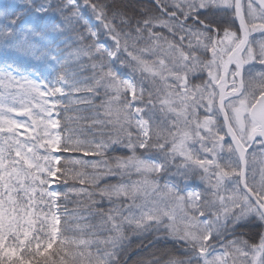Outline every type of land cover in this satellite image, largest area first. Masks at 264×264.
Returning <instances> with one entry per match:
<instances>
[{"label": "snow or ice", "instance_id": "snow-or-ice-1", "mask_svg": "<svg viewBox=\"0 0 264 264\" xmlns=\"http://www.w3.org/2000/svg\"><path fill=\"white\" fill-rule=\"evenodd\" d=\"M145 249L264 264V0H0V264Z\"/></svg>", "mask_w": 264, "mask_h": 264}, {"label": "trees", "instance_id": "trees-1", "mask_svg": "<svg viewBox=\"0 0 264 264\" xmlns=\"http://www.w3.org/2000/svg\"><path fill=\"white\" fill-rule=\"evenodd\" d=\"M5 2H6V0H5ZM64 115L67 116V117H71V116L75 115V113L74 112H68V113H66ZM81 139H82V137H81ZM55 184H57V186H58L57 189H59V190H63L64 187H65L64 185H62L59 182V178H57V183H55ZM74 206L75 205L73 203H71V202H68V204H67V208H68L69 211H71L74 208ZM69 236H71V233H69ZM134 243H135V241H134ZM164 246L165 245L163 244V242L157 245V247H161V248L164 247ZM168 247H171V244H169ZM146 251H147V249H145L144 251L139 252V253L136 252V251H133L128 257L129 264H132V261H134V260H136V259H138L140 257H144L145 254H146Z\"/></svg>", "mask_w": 264, "mask_h": 264}, {"label": "rangeland", "instance_id": "rangeland-1", "mask_svg": "<svg viewBox=\"0 0 264 264\" xmlns=\"http://www.w3.org/2000/svg\"><path fill=\"white\" fill-rule=\"evenodd\" d=\"M13 115H15V114H13ZM17 118H19V117H17ZM30 131H31V130H29V132H30ZM51 187L58 188L57 184L51 185ZM161 243H162V242H161Z\"/></svg>", "mask_w": 264, "mask_h": 264}]
</instances>
